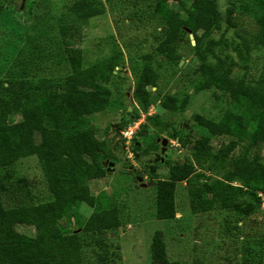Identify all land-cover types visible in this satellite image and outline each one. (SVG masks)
<instances>
[{
  "label": "trees",
  "instance_id": "obj_1",
  "mask_svg": "<svg viewBox=\"0 0 264 264\" xmlns=\"http://www.w3.org/2000/svg\"><path fill=\"white\" fill-rule=\"evenodd\" d=\"M33 1H27V10ZM253 4L257 30L251 41L241 37L240 42L230 44L241 61L248 60L252 44L264 46V0H253ZM104 10L102 0H74L67 8L71 20H67L65 14L58 17L60 51L68 67V73L62 78L34 82L29 68L43 63L44 57L36 50L29 56L23 48L27 45L21 44L22 39L11 57L0 61V197L3 181L8 178L5 168L31 155L37 158L49 192V198L36 205L20 203L4 207L0 203V264H85L82 254L87 237L89 244L98 251L97 261L103 262L108 244L103 235L120 225L121 210L114 204L109 206L103 193L94 196L88 188L89 181L105 176L102 162L114 155L87 124L89 117L104 111L110 104L105 84L117 67L120 54L113 53L83 67L81 50L72 42L76 24L100 16ZM233 10V7L226 10L227 28L236 25L231 20ZM154 13L163 27L153 55L175 66L183 54L197 55L193 73L199 74L201 80L196 89L215 88L224 93L231 104L218 121L197 118L198 125L211 134L231 135L222 148L214 152L207 136L190 139V133L184 134L183 127L177 126L172 128L170 138L182 148L190 144V160L166 162L167 173L162 179L155 176L156 163L150 171L144 164V172L156 179L152 185L154 218L169 220L174 217V195L179 182L185 183L190 212L224 209L247 216L254 204L264 202V72L249 88L241 79H228L235 63L215 53L217 45H228L222 36L218 40L211 38L222 20L214 0H189L187 3L177 0L175 8L159 0ZM185 29L192 34L194 45L190 44ZM207 57L213 62H208ZM146 58L137 78L142 87L134 95L142 112L147 111L154 99L146 87H155L158 80L157 72L150 65L152 55ZM186 102L185 97L178 100L175 96H161L159 99L161 107L172 112L181 111ZM132 111L135 119L138 113L136 115L135 108ZM14 114L19 119L9 122ZM145 131L141 124L137 137L132 139L133 151L141 150L138 137L145 136ZM238 144L239 152L232 154ZM157 148L152 140L142 153ZM257 148H263V154ZM81 203L93 211L87 221L76 222L70 230L61 224L62 218L74 214ZM17 225L32 227L34 234L19 233ZM251 250L244 248L245 255ZM149 251L153 264H169L160 230L153 232Z\"/></svg>",
  "mask_w": 264,
  "mask_h": 264
},
{
  "label": "rangeland",
  "instance_id": "obj_2",
  "mask_svg": "<svg viewBox=\"0 0 264 264\" xmlns=\"http://www.w3.org/2000/svg\"><path fill=\"white\" fill-rule=\"evenodd\" d=\"M27 1L0 0V61L2 58L11 57L17 45H20L17 42L22 39L21 44L27 45L23 48L29 56L36 50L44 57L43 63L29 68L28 73L33 76L34 82L39 79L62 78L68 73V67L60 51L62 47L57 19L65 14V18L71 20L67 8L74 0H34L29 10L26 9ZM157 1L159 0H102L104 13L76 24L72 39L74 46L81 50L83 67L113 53L120 54L117 67L105 84L109 90L110 104L104 111L89 117L87 124L93 128L97 138L104 140L112 151L114 156L110 161H125V164L136 170V175L143 182L150 181L152 185L156 179L148 176L143 166L158 148L156 151L142 153L143 148L152 140H158L157 146L161 144L162 138L167 140L161 155L163 160L156 163V178L162 179L167 173L166 162L172 164L190 160L191 147L182 148L176 140L170 138L173 127H183V133L189 132L190 139L207 136L214 152L231 139V135L211 134L197 123L198 117L218 121L231 108L229 99L217 89H196L201 80L199 74L193 73L198 56L183 54L175 66L158 55H153L163 27V23L154 13ZM165 1L171 8L176 7L177 0ZM185 1L187 3L189 0ZM214 1L222 20L219 29L212 33L211 38L218 40L222 36V40L228 45H217L215 53L235 63L228 79H241L249 88L264 72V46L252 44L248 60L241 61L230 44L240 42L241 37L250 40L256 32L253 0ZM231 7L234 8L231 20L236 25L227 28L224 18L227 8ZM203 48L204 44L201 50ZM147 55H152L150 65L157 72L158 80L156 86L149 91L154 99L142 117L141 124L146 131L145 136L138 137L141 150L133 151V138L130 141L120 139L116 126L120 125L122 131L131 123L128 122L130 118L132 121L139 117L133 118L132 108H135L136 115L141 111L134 95L142 87L137 78L147 62ZM206 60L213 62L208 57ZM161 96H175L178 100L185 97L187 102L181 111L172 112L161 107ZM18 119L14 114L9 117V122ZM116 140L122 142L116 145ZM239 150L238 144L231 153L236 154ZM257 151L263 154V148H257ZM110 161L102 162L105 176L89 181L88 188L94 196L103 193L109 206L114 204L121 210L120 225L103 235L108 240L103 262L97 261L98 251L89 244L87 237L82 254L85 264H153L149 243L155 230L162 232L169 264H264V202L254 204L252 212L244 217L224 209L192 213L188 207L185 183L179 182L174 195V217L169 220H156L153 186L141 187L133 179L131 172L119 170L117 162L109 166ZM5 172L8 178L3 181L4 189L0 197V203L4 207L20 203L36 205L49 198L35 156L20 158L6 167ZM92 211L85 203H81L74 214L62 218L61 224L73 230V224L87 221ZM16 230L29 236L34 234L33 228L26 225H17ZM244 248L254 252L251 250L250 254L245 255Z\"/></svg>",
  "mask_w": 264,
  "mask_h": 264
},
{
  "label": "flooded vegetation",
  "instance_id": "obj_3",
  "mask_svg": "<svg viewBox=\"0 0 264 264\" xmlns=\"http://www.w3.org/2000/svg\"><path fill=\"white\" fill-rule=\"evenodd\" d=\"M119 132H120V128H119V126H116V133H118L119 134ZM134 137H137V135L135 134V136ZM162 139H165V138H162ZM161 139V140H162ZM166 140V139H165ZM156 141V144H157V142H158V140H155ZM122 141L121 140H116V142H115V144L116 145H118V144H120ZM166 142H167V140H166ZM159 146H158V150L156 151V152H154V153H152V156H151V158L149 159V160H147L146 161V164L148 165V167H149V171L151 170V167H152V165L153 164H155V163H157V162H162V160H163V158L161 157V155L163 154H161V149L162 148H164L165 149V147H162L161 146V144H158ZM156 155H159V159L156 161V162H154V160H155V156ZM112 159V158H111ZM111 159H109L108 161H110ZM112 161H114V160H112ZM107 162V161H106ZM116 162H117V164H116ZM116 162L114 161L113 163L114 164H116L119 168V170H121V167H122V165L124 164V162L122 161V162H119V160H116ZM126 166V171H128V172H131L132 174H133V179H135L136 177H137V175H136V170L131 166V165H125ZM129 166H131L132 167V169L131 170H128V167ZM145 177V176H144ZM143 177V178H144ZM142 182H143V179H142ZM148 182H150V181H146V182H143L144 184H146V183H148Z\"/></svg>",
  "mask_w": 264,
  "mask_h": 264
},
{
  "label": "water",
  "instance_id": "obj_4",
  "mask_svg": "<svg viewBox=\"0 0 264 264\" xmlns=\"http://www.w3.org/2000/svg\"><path fill=\"white\" fill-rule=\"evenodd\" d=\"M187 32H188V38H189V40H190V44L191 45H194V41H193V36H192V34L190 33V31L188 30V29H185ZM153 88L151 87V86H147L146 87V91H150V90H152ZM129 111V109H127V112ZM126 115L128 116V113H126ZM131 119L132 118H130L129 119V121L128 122H131ZM165 144H166V140L165 139H162L161 140V146L162 147H164L165 146ZM191 146L188 144L187 146H186V149H188V148H190ZM163 151H164V148H162L161 149V154L163 153ZM159 159V155H156L155 156V160H154V162H156L157 160ZM113 162L114 161H110L108 164H109V166H112L113 165ZM126 164L124 163L123 165H122V167H121V170L122 171H125L126 170V166H125ZM132 169V167L131 166H129L128 167V170H131ZM135 180L138 182V184L141 186V187H150L151 185H152V183L151 182H148V183H146V184H144L143 182H142V178L141 177H139V176H137L136 178H135Z\"/></svg>",
  "mask_w": 264,
  "mask_h": 264
},
{
  "label": "built area",
  "instance_id": "obj_5",
  "mask_svg": "<svg viewBox=\"0 0 264 264\" xmlns=\"http://www.w3.org/2000/svg\"><path fill=\"white\" fill-rule=\"evenodd\" d=\"M143 113L144 112L139 111L138 112V116H139L138 119L132 120L127 128H125L119 132V138L120 139H125L126 141H130L135 136L137 129L139 128V126L142 123ZM145 113H147V111Z\"/></svg>",
  "mask_w": 264,
  "mask_h": 264
},
{
  "label": "clouds",
  "instance_id": "obj_6",
  "mask_svg": "<svg viewBox=\"0 0 264 264\" xmlns=\"http://www.w3.org/2000/svg\"><path fill=\"white\" fill-rule=\"evenodd\" d=\"M190 145V144H189Z\"/></svg>",
  "mask_w": 264,
  "mask_h": 264
}]
</instances>
